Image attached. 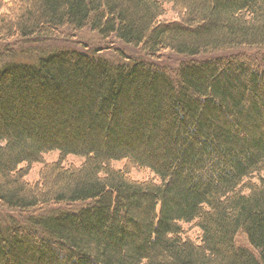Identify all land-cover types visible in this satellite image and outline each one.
<instances>
[{
  "label": "trees",
  "instance_id": "trees-1",
  "mask_svg": "<svg viewBox=\"0 0 264 264\" xmlns=\"http://www.w3.org/2000/svg\"><path fill=\"white\" fill-rule=\"evenodd\" d=\"M0 46V264H264V0H0Z\"/></svg>",
  "mask_w": 264,
  "mask_h": 264
},
{
  "label": "rangeland",
  "instance_id": "rangeland-1",
  "mask_svg": "<svg viewBox=\"0 0 264 264\" xmlns=\"http://www.w3.org/2000/svg\"><path fill=\"white\" fill-rule=\"evenodd\" d=\"M170 17H168V18H170ZM71 33L73 35L70 37H67V38L62 37V38H57V39H52V40H45L42 42L27 41L25 43L11 44L10 46L14 47L13 49L16 50L15 52H17L15 57L21 56L20 51L27 50V52L31 53L30 56H26V54H24V56H21V57H32L31 58L32 60H34L35 57H37V55H39V54L43 55L47 52H51V51H55V50H59V49H63V48H78L77 46H81V45H88V46L90 45V46H93L95 48H101V49H103L102 54L105 57H109L111 59L113 58L114 60L118 59L112 50L104 49L103 44H105V43L102 42L99 39V37L97 36V34L94 33L93 31H91L89 28L80 30L77 33L76 32H71ZM121 48L123 49V51L125 53L131 54L133 57L141 55L138 50H136L132 47L121 45ZM240 51L243 52V50H240ZM4 52H5L4 49L2 48V46H0V63L5 61V60L6 61L10 60L12 58L11 56H9V54L4 53ZM245 52H250V50H246ZM223 54L224 53H220V54L214 53L211 55L200 54V56H198V58L199 59H205V58L215 57L217 55H223ZM182 61H184L183 56L177 55V54H174L171 52H164L161 55V58L159 60V64L164 65V66H168L173 71H175L177 69L179 63ZM56 157H57L56 152H51V153H48L45 155V160L51 161V160H54ZM81 160H82V158H80L78 156L70 155L66 158L65 164L78 165L81 162ZM39 168H40V165H38V164L33 165L32 170L27 175V179L28 180H35L37 178V173H38ZM132 174H133V176H135L137 178H142V177H146L148 175V172H143V173L132 172ZM22 218L23 217L17 212L6 211L5 209L0 208V224L9 223L12 221H20V220H22ZM188 233H190V235L192 237H195L198 232H197V229H195V228H192L191 230L189 228ZM236 243L239 245H246V240H245V237L242 233L238 234V236L236 237Z\"/></svg>",
  "mask_w": 264,
  "mask_h": 264
}]
</instances>
